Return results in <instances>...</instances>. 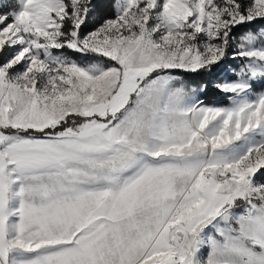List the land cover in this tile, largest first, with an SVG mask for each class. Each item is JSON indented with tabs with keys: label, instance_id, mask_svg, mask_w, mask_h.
I'll return each mask as SVG.
<instances>
[{
	"label": "snow or ice",
	"instance_id": "snow-or-ice-1",
	"mask_svg": "<svg viewBox=\"0 0 264 264\" xmlns=\"http://www.w3.org/2000/svg\"><path fill=\"white\" fill-rule=\"evenodd\" d=\"M0 264H264V0H0Z\"/></svg>",
	"mask_w": 264,
	"mask_h": 264
}]
</instances>
